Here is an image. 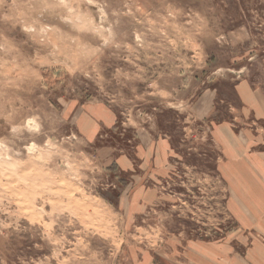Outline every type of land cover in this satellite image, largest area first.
Masks as SVG:
<instances>
[{
	"label": "rangeland",
	"instance_id": "374dc122",
	"mask_svg": "<svg viewBox=\"0 0 264 264\" xmlns=\"http://www.w3.org/2000/svg\"><path fill=\"white\" fill-rule=\"evenodd\" d=\"M260 242L264 0H0V264Z\"/></svg>",
	"mask_w": 264,
	"mask_h": 264
},
{
	"label": "crops",
	"instance_id": "0c3cea01",
	"mask_svg": "<svg viewBox=\"0 0 264 264\" xmlns=\"http://www.w3.org/2000/svg\"><path fill=\"white\" fill-rule=\"evenodd\" d=\"M197 246L196 250L193 252L184 253V259H182L186 264L188 261H192L191 264H264V244L260 242L261 246L257 250L251 251V262L243 259L242 255L233 253L232 249L214 247L212 249L209 244L200 243H187L186 248L189 246Z\"/></svg>",
	"mask_w": 264,
	"mask_h": 264
},
{
	"label": "snow or ice",
	"instance_id": "6c2138e0",
	"mask_svg": "<svg viewBox=\"0 0 264 264\" xmlns=\"http://www.w3.org/2000/svg\"><path fill=\"white\" fill-rule=\"evenodd\" d=\"M242 67V66H241Z\"/></svg>",
	"mask_w": 264,
	"mask_h": 264
}]
</instances>
